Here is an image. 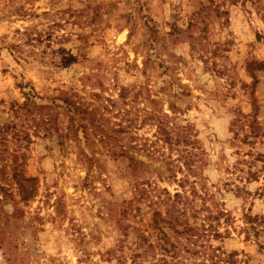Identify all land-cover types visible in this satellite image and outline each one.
Segmentation results:
<instances>
[{
  "label": "rangeland",
  "instance_id": "374dc122",
  "mask_svg": "<svg viewBox=\"0 0 264 264\" xmlns=\"http://www.w3.org/2000/svg\"><path fill=\"white\" fill-rule=\"evenodd\" d=\"M0 264H264V0H0Z\"/></svg>",
  "mask_w": 264,
  "mask_h": 264
}]
</instances>
